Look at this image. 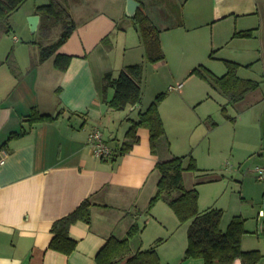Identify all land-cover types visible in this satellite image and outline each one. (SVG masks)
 <instances>
[{"label": "crops", "instance_id": "crops-1", "mask_svg": "<svg viewBox=\"0 0 264 264\" xmlns=\"http://www.w3.org/2000/svg\"><path fill=\"white\" fill-rule=\"evenodd\" d=\"M135 1L147 12L163 11L160 6L155 9L150 0ZM174 1L169 8L165 5L171 19L161 15L160 31L183 28L185 24L190 28L219 25L226 37L216 49L221 52L219 58L223 63L226 60L237 63L240 79L259 83L257 89L236 104H228L226 98L217 95L222 99L221 111L224 109L226 113L227 107L232 106L235 116L226 114L227 121L240 120L244 127L256 129V133L259 130V134L262 131L264 135V0ZM47 3L48 0H30L13 14L11 18L17 17L21 23L19 31L24 36L33 34L27 19L37 15L35 7ZM179 4V12H175L173 9ZM67 5L75 29L56 53L72 57L63 72L55 69L54 56L39 62L31 41L19 45L16 36L12 42L10 33L0 34V62H4L9 53L13 62L12 69L6 64L0 65V151L7 154L0 168V264H96L95 257L110 236L123 238L134 221L140 227L139 219L156 191L159 178L156 163L172 157L193 158L192 153L181 155L183 152L167 140L166 131L168 148L161 147L152 153L149 132L145 128L137 129L138 143L118 155L122 144L128 140L126 133L132 122H137L139 113L148 106L141 103L113 111L103 102L104 96L109 100L114 92L113 88H108L104 95V75L110 73L115 78L123 67L140 65L135 54L126 56L127 51L123 59L112 57V65L108 60L109 54L117 50L118 43L114 41L119 42L127 26L133 28L125 14L126 0H68ZM39 24L40 17L34 33L38 36ZM245 31H252V35L234 37L236 32ZM106 37L109 41L104 43ZM137 40L133 48L141 50L144 60L138 35ZM211 91L219 94L212 88ZM176 97L185 100L187 94L178 90ZM135 109H140L139 113ZM34 111L55 119L31 123L28 118ZM160 111L159 107L161 118ZM207 123L208 132L217 126L210 120ZM95 129L101 131L109 146L112 145L114 153L108 160L96 159L91 154L87 138ZM263 139L259 138L260 142L257 140L259 143L251 151L258 154L264 168ZM203 172H185L183 183L186 174L195 175L196 179L202 176L206 182L218 180ZM197 182L184 183V186L197 190L200 185ZM255 193L257 214L263 215L261 231L249 230L245 226L246 219L236 216L244 220L241 249L258 250L262 255L258 264H264V188L257 185ZM88 197L93 203L90 222L77 221L69 229V237L76 243L74 250L64 254L50 249L52 224L70 214ZM211 208L218 209L210 206L199 212ZM228 224L224 228L220 221V229L225 231ZM142 232L141 249H147ZM252 235H257L256 239ZM169 240L160 237L148 246L158 242L155 249L160 264L164 263L163 259L169 261L170 255L177 254L167 248V257L162 258L159 253L160 245ZM186 245L187 240L186 244L178 246L182 258L177 264H203L202 260L184 257ZM232 264H241V261L237 259Z\"/></svg>", "mask_w": 264, "mask_h": 264}, {"label": "rangeland", "instance_id": "rangeland-1", "mask_svg": "<svg viewBox=\"0 0 264 264\" xmlns=\"http://www.w3.org/2000/svg\"><path fill=\"white\" fill-rule=\"evenodd\" d=\"M150 1L152 5L163 9L158 13L160 16L168 13L167 7L175 2L174 0ZM173 10L177 11L175 8ZM147 13L159 26V17L157 18L151 10ZM10 25L12 28L9 34L10 41L13 42V36H16V43L19 45L31 41L37 57L40 55V46L51 44L60 34V28L57 27L51 31L47 39L34 33L24 36L19 31L21 23L19 24L17 17L11 18ZM160 32L159 39L164 54L162 62L150 64L143 60L141 50L133 48V45L138 43L137 34L131 26H127L119 42L114 41V44L118 43L117 50L109 54L110 64L112 65V57L123 59L131 54L136 55V62H140L144 70L142 105L149 106L160 93L168 94L159 105L167 140L183 152L180 153L181 155L192 153L197 168L202 172L205 171L203 173L218 177V180L212 182H206L203 178L198 185V210L202 211L210 206L222 210L221 222L224 228L233 216L240 215L246 219L245 226L249 230L261 231L263 215L259 217L257 214L258 197H254V194L257 185L264 188V182L255 178L254 171L262 165L258 161V154L251 150L264 138V135L262 131L259 134V130L256 133V129L244 127L240 120L235 123L227 121L226 114L235 116L232 106L227 107L226 113L221 111L219 104L221 105L222 99L217 96L220 94L211 91L202 78L190 74L200 64L218 76L224 74L225 66L219 58L222 55L216 50L226 38L224 33L222 34L221 27L215 25L190 28L185 24L183 28L178 26L169 31L161 29ZM125 51H127L126 56ZM178 85H180L179 90L187 94L185 100L176 97L178 90L169 91V87ZM135 110L138 113L140 111V109ZM208 120L217 124L211 132L207 131ZM196 181L198 179L195 175H185L186 185ZM149 215L152 216H147L146 212L142 213L139 219L145 246L148 248L149 244L159 240L160 237L162 240L169 238V242L160 245L159 253L164 258L169 255L166 253L167 249L171 253L177 251V254L170 255L169 261L163 259V264H177V260L182 258L180 244H186L187 240V223H180L172 210L161 201L153 206ZM257 235H252L253 239H256Z\"/></svg>", "mask_w": 264, "mask_h": 264}, {"label": "trees", "instance_id": "trees-1", "mask_svg": "<svg viewBox=\"0 0 264 264\" xmlns=\"http://www.w3.org/2000/svg\"><path fill=\"white\" fill-rule=\"evenodd\" d=\"M28 1L30 0H0V34L10 33L11 17ZM67 1L48 0L46 5L35 7V14L40 17L38 32L41 37L47 39L53 29L60 28V34L56 41L47 46H40L39 62H44L54 56V67L60 72L66 70L72 57L56 53L75 29ZM180 6L179 4L175 7L178 12ZM154 8L156 9V5ZM145 10V7L140 4L135 16L129 19L138 35L145 61L155 64L164 59L159 39L160 29L154 18L149 16ZM155 14L160 19L161 16L158 15V12L155 11ZM164 15L171 19L167 12ZM251 35L252 31L236 32L234 37L248 38ZM108 41L109 37L103 39L104 43ZM2 64H6L12 69L11 53L8 54L4 62H0V65ZM224 65L226 72L220 77L215 76L202 66L193 69L190 74H196L202 78L214 91L226 98L228 104L240 102L246 94L259 87L258 82L240 79L237 76L239 68L237 63L226 60ZM143 76L142 65L125 66L115 78L112 77V74L107 73L102 78V91L105 95L106 89L113 88L114 92L109 100L103 95V102L113 111H123L127 106L140 105L143 95ZM165 97V92L158 94L147 109L139 113L138 121L132 122L126 133L128 140L122 144L118 155L128 152L133 145L138 143L136 136L138 128L148 130L152 153L161 147L168 148L164 126L159 114V105ZM28 119L31 123H37L50 122L55 117L38 114L34 111ZM184 162H186L185 166ZM155 169L159 178L155 194L149 201L146 213L149 214L153 206L161 201L172 210L180 223H189L185 258L202 260L203 264H232L237 259L241 261V264H258L260 262L262 255L258 250L243 251L241 249V239L245 234L244 220L241 217H233L226 230L222 231L220 229L222 210L211 208L199 212L197 190L195 188L187 189L183 183L185 172L194 174L200 172L192 157H172L168 160L158 161ZM201 177L198 176V184L202 181ZM92 204L91 197H88L74 211L52 224L53 237L49 243L50 249L64 254H69L74 250L76 243L69 237V229L77 221L90 222ZM140 235L141 228L134 221L128 227L123 238L110 236L98 251L95 257L96 264H160L155 249L158 242L150 248L141 249Z\"/></svg>", "mask_w": 264, "mask_h": 264}, {"label": "built area", "instance_id": "built-area-1", "mask_svg": "<svg viewBox=\"0 0 264 264\" xmlns=\"http://www.w3.org/2000/svg\"><path fill=\"white\" fill-rule=\"evenodd\" d=\"M180 89V85L177 87H169V91H177ZM87 144L90 147L91 154L94 158L99 160H108L113 156L114 150L105 142L100 130H93L87 138ZM7 154L4 151H0V168L6 162ZM255 178L264 182V168L258 167L254 171Z\"/></svg>", "mask_w": 264, "mask_h": 264}, {"label": "water", "instance_id": "water-1", "mask_svg": "<svg viewBox=\"0 0 264 264\" xmlns=\"http://www.w3.org/2000/svg\"><path fill=\"white\" fill-rule=\"evenodd\" d=\"M139 7V3L135 0H127L126 2V9H125V14L126 17L128 18H133L135 16L136 10ZM38 22H39V16L38 15H33L30 16L27 19V23H28V27H29V31L31 33H35L37 26H38ZM136 107L138 105H135ZM263 211H264V198H263Z\"/></svg>", "mask_w": 264, "mask_h": 264}]
</instances>
